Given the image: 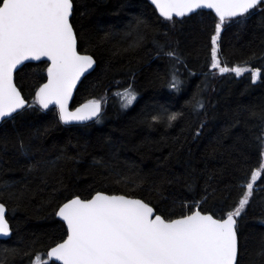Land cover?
Returning <instances> with one entry per match:
<instances>
[{
  "label": "trees",
  "instance_id": "16d2710c",
  "mask_svg": "<svg viewBox=\"0 0 264 264\" xmlns=\"http://www.w3.org/2000/svg\"><path fill=\"white\" fill-rule=\"evenodd\" d=\"M72 22L78 51L95 63L71 108L99 100L101 111L66 126L54 107L42 110L34 100L48 64L15 73L27 106L0 124V202L11 228L0 240V264H30L36 254L47 260L66 237L55 212L75 195L127 194L173 219L199 202L219 217L238 205L258 171L237 218L239 258L264 264V13L222 26L219 59L250 70L241 76L211 69L218 19L210 12L168 20L150 0H74ZM253 68L261 69L255 82ZM129 85L136 99L122 110L113 94Z\"/></svg>",
  "mask_w": 264,
  "mask_h": 264
},
{
  "label": "snow or ice",
  "instance_id": "6c2138e0",
  "mask_svg": "<svg viewBox=\"0 0 264 264\" xmlns=\"http://www.w3.org/2000/svg\"><path fill=\"white\" fill-rule=\"evenodd\" d=\"M151 3L168 20H172L173 14L183 17L203 8L214 10L218 22L210 38L211 68L237 76L248 70L222 65L218 41L226 20L243 18L257 9L264 13V0H151ZM73 13L74 0H0V121L26 107L14 81L18 66L41 57L50 62L46 68L47 82L38 87L34 96L41 108L55 105L58 118L64 123L89 120L100 113L99 100H89L69 110L77 81L95 63L91 55L78 51ZM165 55L176 57L174 51ZM260 76L261 69H251L253 82ZM172 79L169 86L175 88V75ZM124 95L127 104L136 98L131 85ZM177 115L172 113L167 118L172 121ZM19 147L22 154L28 155L23 141ZM257 176V172L252 173L238 205L219 217L202 211L199 202L173 219L150 202L127 194L97 191L86 199L75 195L56 212L67 226L66 238L46 255L61 264H240L237 218L249 203ZM10 232L6 207L0 202V234L7 236ZM30 264L48 261L36 254Z\"/></svg>",
  "mask_w": 264,
  "mask_h": 264
},
{
  "label": "water",
  "instance_id": "95a60500",
  "mask_svg": "<svg viewBox=\"0 0 264 264\" xmlns=\"http://www.w3.org/2000/svg\"><path fill=\"white\" fill-rule=\"evenodd\" d=\"M150 3H151V0H150ZM151 5L154 7V9L156 10V12L160 15V13H159V11L156 9V7H155V5H153L152 3H151ZM198 11H205V12H210V13H212L215 17H216V14H215V11L214 10H212V9H207V8H203V9H199V10H196V12H198ZM196 12H194V13H196ZM194 13H188V14H186L185 16H188V15H191V14H194ZM161 16V15H160ZM161 17H163V16H161ZM184 17V16H183ZM163 18H165V17H163ZM173 18H181V17H179V16H176L175 14H173ZM217 19H218V17H216ZM233 19V18H232ZM39 62H45V63H50L49 61H47V58L46 57H41V59L40 60H28V61H25L24 62V64L23 65H25V64H29V63H33V64H35V63H39ZM22 65V66H23ZM22 66H18L19 68H21ZM93 68H94V64H93V66H92V68H90V69H88L82 76H81V78L77 81V84H76V87L73 89V92H72V97H71V99L69 100V110H74L75 108H71V103H72V100H73V97H74V94H75V91H76V89H77V87H78V85L80 84V82L82 81V79L85 77V76H87L92 70H93ZM14 75H15V73H14ZM47 82V72H46V77H45V81H44V83H46ZM38 104V103H37ZM39 105V104H38ZM26 106H27V103H26ZM80 106V105H79ZM79 106H77V107H79ZM39 107H40V105H39ZM51 107H54L55 109H56V111H57V113H58V108L55 106V105H53V104H50L49 105V107L47 108V109H49V108H51ZM41 108V107H40ZM42 110H47V109H43V108H41ZM22 110V109H21ZM21 110H18L16 113H18V112H20ZM16 113H13V115H15ZM99 114V113H98ZM12 115V116H13ZM98 117V115L97 116H95V117H92L91 119H89V120H85V121H70V122H68V123H64V122H62V124H64V125H66V126H70V125H82V124H86V123H89V122H92V121H94L96 118ZM7 119H9V118H6L5 120H7ZM5 120H3V121H5ZM3 121H0V124L3 122ZM91 198V197H90ZM58 211V209L56 210V212ZM56 212H55V217H56V219L59 221V222H61L62 224H63V226H64V228H65V230H66V228H67V226H66V224L64 223V221L60 218V217H58L57 215H56ZM10 226V225H9ZM10 236H11V232H10V234L9 235H7V236H5V235H3V234H0V240L1 241H5V240H7V239H9L10 238ZM66 238V237H65ZM50 250V249H49ZM48 250V251H49ZM47 251V252H48ZM46 257H47V255H46ZM47 260L49 261V262H53V263H55V264H61V262H59V261H55L54 260V258H49V257H47Z\"/></svg>",
  "mask_w": 264,
  "mask_h": 264
},
{
  "label": "rangeland",
  "instance_id": "374dc122",
  "mask_svg": "<svg viewBox=\"0 0 264 264\" xmlns=\"http://www.w3.org/2000/svg\"><path fill=\"white\" fill-rule=\"evenodd\" d=\"M212 70H214L216 73H218V74H222V73H220L219 71H218V69H214V68H211ZM247 69V68H246ZM250 70H247V71H245V72H243V73H241V75H244V74H246L247 72H249ZM227 73H229V72H227ZM230 73H232V74H234L235 76H237L235 73H233V72H230ZM241 75H239V76H241ZM124 92H125V90H123V91H118V92H115L113 95H114V97L118 100V104H119V106H120V108L122 109V110H126V109H128L129 107H131V105L134 103V101L131 103V104H127L126 103V99H125V95H124ZM136 99V98H135ZM258 173V176H257V179H258V177L262 174V172H260V171H258L257 172ZM256 179V180H257ZM255 180V181H256ZM250 181H251V179H250ZM254 181V182H255ZM254 182H253V184H254Z\"/></svg>",
  "mask_w": 264,
  "mask_h": 264
}]
</instances>
